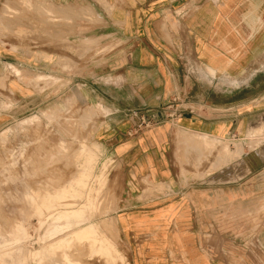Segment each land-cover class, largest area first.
<instances>
[{"label":"crops","instance_id":"1","mask_svg":"<svg viewBox=\"0 0 264 264\" xmlns=\"http://www.w3.org/2000/svg\"><path fill=\"white\" fill-rule=\"evenodd\" d=\"M109 2L106 18L120 24L124 45L110 52L108 70L98 77L113 76L112 83H92L83 95L107 110L96 134L124 184L125 204L115 212V230L125 264H264V154L257 155L255 169L240 183L203 187L201 178L179 177L171 147L178 130L229 141L247 133L246 115L264 119V90L249 100L256 104L251 112L235 113L233 97H226L225 104L210 102L212 87L226 88L229 80L264 86L257 81L264 79V0ZM1 46L0 66L10 64ZM190 85L209 91H200L194 111L134 129L127 111L162 107ZM186 131L180 139L188 145ZM196 150L199 164L202 152ZM144 178L166 185L163 194L145 196L140 188ZM254 213L263 233L251 238ZM239 224L245 233L233 236Z\"/></svg>","mask_w":264,"mask_h":264},{"label":"rangeland","instance_id":"2","mask_svg":"<svg viewBox=\"0 0 264 264\" xmlns=\"http://www.w3.org/2000/svg\"><path fill=\"white\" fill-rule=\"evenodd\" d=\"M109 3L0 0V33L4 36L0 35V45L11 60L0 66V264H125V249L115 230V212L125 204L124 184L114 173L113 159L96 134L107 110L83 95L92 83H112L113 76L98 77L108 70L110 52L124 45L120 24L108 20L112 9ZM229 81L233 85L225 82L226 88L212 87L210 102L225 104L226 97H233L235 113L255 109L256 104L249 100L263 92L264 86ZM185 90L175 105L187 111L196 108L200 91H208L204 86L191 85ZM225 91L230 94H222ZM89 109L93 110L91 114ZM246 122L247 133L229 141L178 130L171 147L179 177L201 178L203 187L211 184L221 188L236 180L239 182L234 185L240 183L243 175L255 169L257 155L264 154V119L249 114ZM184 131L190 133V141L201 137L209 147L214 146L210 151L201 148L204 156L199 164L194 158L196 148L180 139ZM84 146L88 154L82 156L79 151ZM228 160L233 161L224 166ZM210 174L213 176L206 178ZM140 188L145 196L148 193L156 198L166 185L144 178ZM62 189L70 194L60 200L58 210L44 208L41 212L38 204L44 194L55 196ZM89 202L93 203L90 207ZM84 205L80 223L73 228L93 223L116 255L90 256L88 243L77 241H71L69 248L67 245L55 248L54 253L35 255L73 230L65 227V220L58 219L57 213ZM250 216L255 220L249 236L256 238L263 227L257 220L259 214ZM237 227L233 236L241 237L245 230L240 224ZM62 255L68 256L65 261Z\"/></svg>","mask_w":264,"mask_h":264},{"label":"bare ground","instance_id":"3","mask_svg":"<svg viewBox=\"0 0 264 264\" xmlns=\"http://www.w3.org/2000/svg\"><path fill=\"white\" fill-rule=\"evenodd\" d=\"M229 82L230 81L227 82L228 85H233ZM87 111H88V114H91L93 112L92 109H89ZM186 141H187V143H189L188 145L191 147L195 146L196 148H199V147L200 148H208L209 151L214 149L213 148L214 146L209 147L206 144L207 143L206 140L201 138V137H199L198 139H194V141H189V139H187ZM79 153L83 156V155H87L88 151L85 149V146H84V148L80 149ZM203 156L204 155L202 153L201 158ZM78 157H80V156H78ZM69 194H70V192L68 190L64 191L63 189L59 193H57L55 196L44 194V196L41 198L42 200L38 204L39 207H41V212L44 210V208H46V209L47 208H54L55 210H58L57 207L59 206V203L62 202L60 200L65 199V197ZM89 203H88V205H89L88 207H90V205L93 204L92 202H91L92 204L91 203L89 204ZM64 205H63V207H64ZM66 206H68V205H66ZM85 207H86V205L78 207V209L76 208V210L75 209H73V210L69 209L66 211V209H65V210L57 213V218L61 219V220L62 219L65 220V222H66L65 227L66 228H73L74 226H76L80 223V219H81L80 211L83 210ZM69 208H71V207H69ZM41 212H40V214H41ZM99 232H100V230H99ZM71 241H73V242L77 241V242H79V244L81 242L88 243L87 248L89 249L90 256L91 255L92 256L95 255L96 257L110 256V258H111L112 256L114 257V255H116V251H115L114 247L112 246V244L110 242H108L105 238L100 236V234L96 230V226L93 223H88L86 226L78 228V229L73 228V230L71 231V233L67 237L61 238L58 241H56L55 243L54 242L51 243L50 245L47 246V248L40 249V251L36 252L35 255H40V256L46 255L47 251H50V253H54L55 248H56V250L61 249L59 247L67 246ZM72 244L73 243H71V245ZM69 246L70 245H68L67 247L69 248ZM67 247H66V250H67ZM62 250H63V248H62ZM66 257H68V256L66 255L64 257V261H65ZM106 259H108V258H106ZM74 264H76V263H74Z\"/></svg>","mask_w":264,"mask_h":264},{"label":"built area","instance_id":"4","mask_svg":"<svg viewBox=\"0 0 264 264\" xmlns=\"http://www.w3.org/2000/svg\"><path fill=\"white\" fill-rule=\"evenodd\" d=\"M176 101L177 97H173L168 104L162 107L133 110L129 117L133 120L134 129H146L178 118L183 110L178 109L175 105Z\"/></svg>","mask_w":264,"mask_h":264}]
</instances>
